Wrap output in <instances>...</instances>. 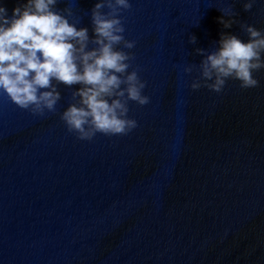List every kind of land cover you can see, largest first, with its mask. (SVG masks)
<instances>
[{"label":"water","instance_id":"1","mask_svg":"<svg viewBox=\"0 0 264 264\" xmlns=\"http://www.w3.org/2000/svg\"><path fill=\"white\" fill-rule=\"evenodd\" d=\"M18 2L3 0L9 13ZM96 2L56 10L91 39ZM129 2L122 35L135 46L117 47L149 97L128 103L135 129L69 132L60 115L79 85L53 80L60 99L42 116L0 93V264H264V69L255 88L189 87L221 33L264 32V0Z\"/></svg>","mask_w":264,"mask_h":264},{"label":"clouds","instance_id":"2","mask_svg":"<svg viewBox=\"0 0 264 264\" xmlns=\"http://www.w3.org/2000/svg\"><path fill=\"white\" fill-rule=\"evenodd\" d=\"M58 2L20 0L9 13L0 0V93L20 109L42 116L46 110L53 112L60 99L53 80L68 87L79 85L73 93L77 103L60 115L68 131L80 140H91L96 133L126 135L137 127L136 120L128 117L129 101L140 106L149 103L142 94L145 82L136 70L128 71L132 55L122 50L135 46V41L122 35L121 12L131 7L129 0L94 4L91 39L88 28L69 21L70 9L63 10L67 15L56 10ZM254 2H245L244 10ZM218 22L230 28L236 21L219 18ZM241 27L247 41L221 33L216 50L202 59L199 79L189 85L192 90L203 86L220 93L228 79L239 81L244 89L258 86L253 73L264 69V32L252 25ZM197 52L204 55L202 50ZM183 71L190 73L193 68L186 66Z\"/></svg>","mask_w":264,"mask_h":264}]
</instances>
